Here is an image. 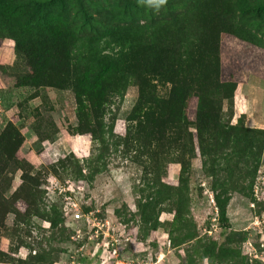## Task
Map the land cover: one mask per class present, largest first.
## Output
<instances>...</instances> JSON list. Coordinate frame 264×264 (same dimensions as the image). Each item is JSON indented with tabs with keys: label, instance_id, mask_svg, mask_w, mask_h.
I'll return each mask as SVG.
<instances>
[{
	"label": "rangeland",
	"instance_id": "374dc122",
	"mask_svg": "<svg viewBox=\"0 0 264 264\" xmlns=\"http://www.w3.org/2000/svg\"><path fill=\"white\" fill-rule=\"evenodd\" d=\"M157 3L0 0V264L68 261L77 223L52 175L128 238L129 258L264 264V193L251 188L264 171V0ZM150 42L205 75L171 91L144 69ZM201 96L219 107L203 144ZM149 106L162 116L143 117Z\"/></svg>",
	"mask_w": 264,
	"mask_h": 264
},
{
	"label": "built area",
	"instance_id": "2783aa9c",
	"mask_svg": "<svg viewBox=\"0 0 264 264\" xmlns=\"http://www.w3.org/2000/svg\"><path fill=\"white\" fill-rule=\"evenodd\" d=\"M48 189L63 195L65 215L77 223L70 236V247L73 251H69L66 264H81L87 256L100 259L103 264H162V255L148 261L125 256L122 242H126L128 238L116 235L115 227L108 219L100 217L92 209L84 208L75 197L72 183H63L57 176L52 175ZM263 193L264 171H259L253 183V194L259 200V194ZM254 256L258 257V254L254 253ZM260 259L264 261V254Z\"/></svg>",
	"mask_w": 264,
	"mask_h": 264
},
{
	"label": "trees",
	"instance_id": "16d2710c",
	"mask_svg": "<svg viewBox=\"0 0 264 264\" xmlns=\"http://www.w3.org/2000/svg\"><path fill=\"white\" fill-rule=\"evenodd\" d=\"M175 18H176L175 15L171 14V20L174 21ZM150 49H153L154 51H156V53H158L156 56L157 59L155 61H151L150 59L143 58L144 69L150 71L152 74H156L157 76L160 75L163 79L168 81V83H171V86H172L171 91H172V88H173V90L177 89L179 87L181 88V84L184 81L189 84V83H191L192 80L194 81V80H196L195 78H198L200 72L198 71V73H197L196 70H198V68L199 69L201 68L199 66L200 63H198V64L192 63L191 64L189 62V63L185 64V61L183 62V60L181 59V56L180 57H174V56H176V54L172 58L165 60V59H163V57L161 55L164 50L160 51L157 48V46H154V44H152L151 42L147 43L145 46L140 47V51L144 50L145 53L150 51ZM148 62H150V63L147 64ZM187 65L191 68V69L190 68L188 69V72L190 73L189 75H190L191 79L190 78L187 79V77H186L187 74H185L183 76H178V73H176V74L174 73L176 68L179 69L178 71L181 74L186 73L187 71L184 72L183 70L184 69L187 70ZM167 68L168 69L172 68V70L170 71V75H167L165 77L164 73L166 74V70H168ZM200 74H203V73H200ZM204 75L205 74H203V76ZM219 84L220 83H218V81H217L214 85L216 86ZM186 89H187V84H186ZM186 93H187V91H186ZM169 98H170V100H172V92H171ZM211 98L210 99L208 98V100L204 101L202 96L199 97V102L197 104V109H196V120H195V122H193V124H195L196 127L199 129L198 130V139H199V142L201 144H203V139H204V134H203L204 133L203 132L204 125L207 123L208 120L215 121L219 117V113H218L219 107H217L218 106L216 104L217 102H214L213 100H211ZM161 110L162 109H160L159 107L158 108L157 107H151V106L144 107L143 111H145V113L144 112L143 113L145 116H143V117H146L149 114H152V116H154V117L159 116L157 118H160L162 116V113H163ZM156 122H160V121L156 120ZM154 126L155 125H153V128H155V129L156 128L158 130L161 129L160 127H154ZM161 130H162L161 132L164 133L165 129L162 128ZM158 133H160V132H158ZM260 133H262V132H260ZM209 138H211V137L209 136ZM258 169L255 170L256 172L254 171V178L252 179V182H251V188H252L253 182L255 181V177L257 176ZM3 177L5 178V176H3ZM3 177H2V180H4ZM225 191H227V190H225ZM228 199H229V197H227V195H225L223 200H221L219 196L216 197L217 204L219 207V223H220V226L222 227V232H224V230L229 227L228 219H227V215H226V204H227Z\"/></svg>",
	"mask_w": 264,
	"mask_h": 264
},
{
	"label": "clouds",
	"instance_id": "9594fccd",
	"mask_svg": "<svg viewBox=\"0 0 264 264\" xmlns=\"http://www.w3.org/2000/svg\"><path fill=\"white\" fill-rule=\"evenodd\" d=\"M164 3H166V0H158L157 7L163 5Z\"/></svg>",
	"mask_w": 264,
	"mask_h": 264
}]
</instances>
